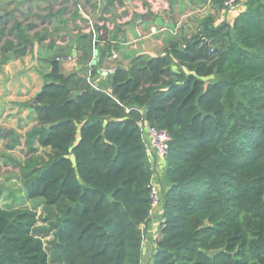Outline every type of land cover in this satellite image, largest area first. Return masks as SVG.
I'll list each match as a JSON object with an SVG mask.
<instances>
[{"label": "trees", "instance_id": "trees-1", "mask_svg": "<svg viewBox=\"0 0 264 264\" xmlns=\"http://www.w3.org/2000/svg\"><path fill=\"white\" fill-rule=\"evenodd\" d=\"M225 1L200 0L214 13L198 33L157 56H133L127 69L117 65L95 86L88 80L119 28L109 37L105 26L95 27L106 46H94L92 32L77 33L39 55L48 70L22 106L36 123L23 141L3 130L0 140L6 150L25 148L19 171L26 198L59 213L47 210L55 217L48 253L33 234L35 210L0 208V264H142L155 173L140 137L142 116L171 138L164 227L151 264H264V0H245L243 11L217 23ZM115 2L123 5L108 0L102 13ZM30 29L14 18L12 40L0 30V65L46 38ZM74 46L78 70L64 74L58 60ZM35 145L52 151L46 162L36 161Z\"/></svg>", "mask_w": 264, "mask_h": 264}, {"label": "rangeland", "instance_id": "rangeland-1", "mask_svg": "<svg viewBox=\"0 0 264 264\" xmlns=\"http://www.w3.org/2000/svg\"><path fill=\"white\" fill-rule=\"evenodd\" d=\"M199 1L200 0H182V2H180V0H151L147 3L145 0H129V9L127 10H131L130 18L134 13L143 15L146 12L149 13L153 10L152 14L155 15V18H153L154 20L156 18H161L165 24H173L177 31L186 32V35L189 36L190 32H188L186 28L190 26L193 31L198 33V26L200 27L201 21L206 17V15L210 14V5L205 4L203 6H199ZM6 2L7 3H2V0H0V30H3V35H5L3 40H10L7 31L11 26L13 19L15 18L16 20L25 21L28 17L27 9L30 6L28 4L25 5L24 3L21 5L17 3L14 4L13 0ZM59 3L61 4L59 5V9L57 6L58 2L47 3L43 0H38V2H35L34 5H32L33 7H37L39 10L32 14L31 22L28 24L37 23L40 25L37 31L33 28L31 30V34H38L42 32L43 35L44 32L52 30L53 26H62V24L57 21L58 19L63 18L62 15H64L66 25L64 27L62 26L63 28L61 32L50 33L49 42H56L59 38L66 35L72 36L77 33H81V28H76L74 25V22L80 21L79 19H76L77 15L74 13V7L69 1L64 4L62 1ZM166 3H168V7H166ZM154 4L158 5L155 6ZM24 6L25 8H23ZM124 6H126V4ZM140 7L147 8H144V12L143 10H140ZM113 9L111 11H113ZM127 10L124 11L121 9L119 10V13L118 11L117 13L113 12L111 15L106 17L107 19L105 20L113 23L114 25H121L124 22L123 14L124 12H127ZM52 16L55 17V22L54 20L51 21L52 18L50 17ZM78 16L81 17V26H85L87 24L90 28L88 22L89 20L92 21V27L94 28L92 33L95 34V27L98 25L96 21H93L97 16V14H95V10L93 12L90 5L85 6L84 13L82 15L78 13ZM226 17L227 16H222L220 14L219 17H217V23L227 21L228 18ZM26 23L27 22H24V25ZM76 30L77 32L73 33ZM49 42H47V44ZM140 48L141 47H137L138 50H140ZM160 53L161 51L159 54ZM33 60L35 61V57L32 58L31 56H26L21 61H14V59H12L4 65H0V131H12L15 135L19 136L20 141L24 140L26 132L29 131L35 124L34 113L22 106L31 104V101L35 96L33 92L40 86V84H43L42 74L41 71H39L40 68H38V64L34 65ZM5 132H3V134ZM6 142V139L0 140V208L24 207L35 210L37 212V223L33 234L42 239L44 248L49 253L50 243L53 238V232L49 230V223L51 221L54 222L55 217H49L47 210L54 215H58L59 210L57 209L56 211L55 209H47L44 207L42 202H40V200L30 201L26 198L24 187L20 180L19 171V169L24 166L25 160L27 159L25 148L20 146L14 150H6ZM35 147L36 151L34 153V157L36 161L38 163L46 162L48 155L52 151L49 148H41L37 145H35ZM153 183L156 189V185L161 187L160 181L155 179V182ZM159 192V198L161 199L162 194L160 190ZM161 213V205L159 206L157 204L153 208L150 217L152 218L153 216L155 221L150 222L147 226L150 232L149 237L148 232H146V237L142 243L143 247L147 248V251L149 250V247H146L147 242L151 239L153 245L155 246V240L161 229H163L164 219L161 216ZM147 255L148 254H145L143 256L142 264L152 263V257Z\"/></svg>", "mask_w": 264, "mask_h": 264}, {"label": "crops", "instance_id": "crops-1", "mask_svg": "<svg viewBox=\"0 0 264 264\" xmlns=\"http://www.w3.org/2000/svg\"><path fill=\"white\" fill-rule=\"evenodd\" d=\"M6 1H9V0H2V3H7ZM43 1H45L47 3H57L58 2V5H57L58 9H59V5H61L59 3L60 1H62L63 4L69 1L70 4L75 9L74 13L77 15L76 19L80 20V21L74 22V25L76 28H78V27L81 28L80 32L82 34H89L90 32H92L86 23H85L86 24L85 26L80 25L82 23V21L80 19L81 17L78 16V13L80 15H82L84 13V8H85V6H88V5H90L92 8V11L94 12V10H95V14H97V16L95 17V19L93 21H96V23L99 26H105L107 28V30H109L111 32L109 37H111L116 32V30L118 28L120 29V32L117 33V39H116L117 41H114V42L109 41L108 44H111L110 52L107 53L106 58L101 61L99 69L114 70L117 65L122 66L123 69H127L130 62H131V58L133 56L138 55V54H145L148 56H157L159 54V52L160 51L162 52L168 46V44L170 42H174V41L179 42L186 35V32L177 31V29H175V28L173 30H170V29H166L163 25L159 26L153 20L152 21H139V22L133 23L132 15L130 18L131 10H127V9H129V3H125L126 6L128 7L127 8L126 6H124L125 5L124 3L122 5L123 6L122 7V6H118L117 3L115 2L113 5L114 9L112 8L113 11H110L112 9L108 8L107 13H102L104 11L103 9H105L104 8L105 2H107V4H108V0H103L102 3L100 2V0H43ZM150 1L151 0H145V2H147V3H149ZM166 1H168V0H166ZM244 1L245 0H240L239 4L234 9L230 10V12L228 11L226 13H221V15L227 16L226 18H228L230 20L233 19V17L238 12H241L244 10V6H243ZM35 2H38V0H13L14 4L17 3V4L21 5L24 3L25 5L28 4L30 6L27 9L28 17L26 18V20L25 21L18 20L19 22H21L23 24H24V22H27L26 24L31 22L32 14L35 11L39 10L37 7L32 6V5H34ZM180 2H182V0H180ZM167 4L168 3H166V7H168ZM154 5L156 6L158 4H154ZM166 7H165V9H166ZM23 8H25V6ZM144 8H147V7H143V8L140 7V10L141 11L143 10L145 12ZM121 9L124 11L127 10V12H124V14H123L124 22L121 25L120 24L114 25L113 23H110L107 20H105V19H107L106 17L111 15L113 12L117 13V11H118V13H119V10H121ZM151 13H153V10H151ZM188 13H189V11H188ZM210 13L211 14L214 13L212 11L211 7H210ZM144 15H147V12L145 14H143V16ZM62 17H63L62 19H58L57 21L59 23H61L62 26L64 27L66 25V22L64 20V15H62ZM117 17H120V16H117ZM218 17H219V15H218ZM50 18H52L51 19V21H52V20H54L55 17L52 16ZM129 18H130V20H129ZM54 22H55V20H54ZM89 22L92 23L91 20H89ZM163 23H164V21H163ZM39 25L37 23L32 24V29L35 28V30L37 31V29L39 28ZM62 26L61 25L57 26V27L53 26L52 30H50L48 32H44V34L46 35V38L44 40H42L41 42H38L35 38L33 40L34 46L32 48L29 47L27 54L24 56V57L31 56L32 58L35 57V61L33 60L34 65L38 64L37 66H38V68H40L39 71H41L42 76L44 73L47 72L48 68H47V64L39 59V55L40 54H48L49 55V51L53 52V50L57 47L66 46L69 43V41H71V39L73 40L75 38L74 35H72V36L66 35V36H63L62 38H59V40L56 42H49V40H50L49 34L50 33L52 34V32H54V33L61 32L62 28H63ZM32 29H30V31L28 33L30 36H33V35L41 36L42 35V32L38 33V34H31ZM186 29L188 30V32L190 31V33L193 32V30L191 29L190 26L187 27ZM76 32H77V30L73 33H76ZM99 34H101V32H99ZM187 38H189V36H187ZM10 39L12 40V38H10ZM98 39H99V36H98ZM93 40L96 42V46L98 45L100 47H103V46L107 45V43H105L103 41H99V40L96 41L95 40V34H94ZM47 42H49V43L47 44ZM93 45H94V43H93ZM53 47H55V48L53 49ZM137 47H141L140 50H138ZM112 54H116L117 59H111ZM78 55H80V53H78L75 50V46H74L73 50H72V57L75 58ZM24 57H22L21 59H14V61H21V60H23ZM59 63L61 66V70L64 74L70 73L73 70H75V71L78 70V67L76 66V60L74 63H72V62H59ZM172 70L176 71L177 69H176V67H173ZM182 71H185V70L182 69ZM109 75H111V74H109ZM106 78H107V75L103 76V77H99L96 75L93 78L94 85L100 83V81H102ZM41 87H42V84H40V86L35 89L33 94L36 95L40 91ZM34 121H35V118H34ZM153 163H154V172L155 173L152 176V179L154 182H155V179L160 181L161 187H158V190L161 191V190H163V188H167V185H168L167 182L165 181L166 162H165V160L157 158L154 156L153 157ZM149 219L151 221H149L147 223V226L150 224V222L155 221V218H153V216H152V218H149ZM147 226H146V232H148V237H149L150 232H149V228H147ZM146 247H149L148 251H147V248L143 247V245H142L143 256L145 254H148V255H150L149 257H152L154 250H155V246L153 245L151 239L149 240V242H147Z\"/></svg>", "mask_w": 264, "mask_h": 264}, {"label": "built area", "instance_id": "built-area-1", "mask_svg": "<svg viewBox=\"0 0 264 264\" xmlns=\"http://www.w3.org/2000/svg\"><path fill=\"white\" fill-rule=\"evenodd\" d=\"M238 0H226L223 3V7L227 11H230L234 9L238 3ZM90 25L91 31L94 30L92 27V23L88 22ZM89 28V29H90ZM111 59H117L116 54H112ZM58 62H75V58L72 56H67L65 58H61L58 60ZM114 70H104V69H99L97 71V76L103 77V76H108L109 74H112ZM89 82L94 85L93 79H89ZM95 86V85H94ZM139 129H140V137L141 141L143 143L144 149H145V155L148 161V164L150 165L152 171H154V163H153V157H157L163 160H166V157L168 156L169 153V144L171 142L170 135L165 129H159L154 126H151L145 116H142L139 122ZM153 179L151 177L150 180V199H151V209L149 216H151L153 208L158 204L159 206L161 205V199L159 198L160 192L158 190V185L157 189L153 183ZM164 227V226H163Z\"/></svg>", "mask_w": 264, "mask_h": 264}, {"label": "water", "instance_id": "water-1", "mask_svg": "<svg viewBox=\"0 0 264 264\" xmlns=\"http://www.w3.org/2000/svg\"><path fill=\"white\" fill-rule=\"evenodd\" d=\"M103 0H100V2L102 3ZM124 3H129V0H123ZM132 20H133V23H136V22H139V21H152L154 20L150 15H140L138 13H134L132 15ZM155 23L158 24L159 26L163 25L166 29H170V30H173L174 29V26L173 24H164L162 19L161 18H156L155 20ZM98 32L95 30V40L97 41L98 40ZM94 46H96V42L94 41ZM75 53V52H74ZM73 53V54H74ZM94 55H96V51L94 52ZM123 69V68H121ZM75 95L73 94L72 95V98H74Z\"/></svg>", "mask_w": 264, "mask_h": 264}]
</instances>
